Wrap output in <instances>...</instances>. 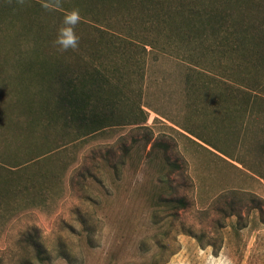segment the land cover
<instances>
[{"label":"rangeland","instance_id":"rangeland-1","mask_svg":"<svg viewBox=\"0 0 264 264\" xmlns=\"http://www.w3.org/2000/svg\"><path fill=\"white\" fill-rule=\"evenodd\" d=\"M0 1V152L7 165L35 158L12 178L0 167V264H264V108L243 105L257 93L232 64L178 40L174 23L145 24L140 0ZM62 30L76 48L51 43ZM55 53L101 73L108 126L48 125L39 67Z\"/></svg>","mask_w":264,"mask_h":264},{"label":"trees","instance_id":"trees-1","mask_svg":"<svg viewBox=\"0 0 264 264\" xmlns=\"http://www.w3.org/2000/svg\"><path fill=\"white\" fill-rule=\"evenodd\" d=\"M137 0H128V2ZM147 5L145 24L161 25L163 28L170 23L176 25L173 28L178 40H188L195 44L202 54L220 56V58L232 64L228 76L231 80L238 77L246 91L257 93L256 96H243V105L258 106L264 108V77H254V73L264 72V0H140ZM6 1H0V8L5 7ZM12 6H20L16 0H12ZM19 9V8H18ZM18 9H13L19 15ZM153 11V12H152ZM11 12V13H12ZM5 11H0V14ZM9 12V14H11ZM136 18H132L131 21ZM35 26L39 25L34 22ZM173 25V26H174ZM31 34L34 29L23 27ZM50 31L47 32L49 34ZM114 39L120 43H142L153 46V42L147 35H134L114 32ZM51 43L57 40L51 39ZM53 63L40 64L39 69L43 79L50 80V97L46 99L40 108L47 116L48 125L57 124L60 121L73 126L76 131L84 136L91 135L105 128L110 123V97H103L104 85L101 81V73L97 70L91 72L85 67L84 71L75 73L65 60L56 54ZM258 76V75H257ZM252 85V86H251ZM48 92V91H47ZM49 93V92H48ZM98 100V101H97ZM52 102V103H51ZM46 105V107H45ZM26 157H32L29 153V144L24 145ZM0 152V167L6 171L10 178L18 173L29 171L34 165L35 158L13 161L8 165L3 161L5 156ZM44 156L41 155L39 157ZM37 160V159H36ZM8 175V176H9ZM7 176V178H8ZM32 180V179H31ZM30 181V177L28 179ZM27 189V185L23 187ZM175 210L187 207V201L182 198H172ZM36 229V228H33ZM37 231V230H36ZM36 250L39 262L44 263L46 258L40 241L30 236L23 238Z\"/></svg>","mask_w":264,"mask_h":264},{"label":"clouds","instance_id":"clouds-1","mask_svg":"<svg viewBox=\"0 0 264 264\" xmlns=\"http://www.w3.org/2000/svg\"><path fill=\"white\" fill-rule=\"evenodd\" d=\"M79 21V14L77 12H73L72 14L66 16L65 23L75 25ZM57 43L63 50H68L69 48H76L78 46V40L74 34L68 33L65 31H61Z\"/></svg>","mask_w":264,"mask_h":264}]
</instances>
